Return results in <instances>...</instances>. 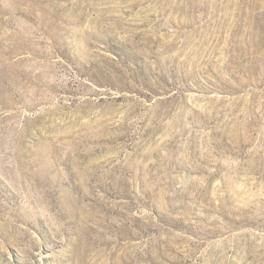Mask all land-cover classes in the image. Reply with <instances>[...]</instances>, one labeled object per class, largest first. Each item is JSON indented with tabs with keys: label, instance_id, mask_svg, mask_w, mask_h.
I'll return each mask as SVG.
<instances>
[{
	"label": "rangeland",
	"instance_id": "1",
	"mask_svg": "<svg viewBox=\"0 0 264 264\" xmlns=\"http://www.w3.org/2000/svg\"><path fill=\"white\" fill-rule=\"evenodd\" d=\"M0 264H264V0H0Z\"/></svg>",
	"mask_w": 264,
	"mask_h": 264
}]
</instances>
